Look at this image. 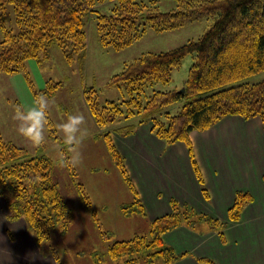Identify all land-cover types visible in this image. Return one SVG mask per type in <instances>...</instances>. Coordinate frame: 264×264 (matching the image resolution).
Instances as JSON below:
<instances>
[{
	"label": "trees",
	"instance_id": "16d2710c",
	"mask_svg": "<svg viewBox=\"0 0 264 264\" xmlns=\"http://www.w3.org/2000/svg\"><path fill=\"white\" fill-rule=\"evenodd\" d=\"M174 1L173 10L160 12L156 0H0V27L3 30L0 72L5 74L24 71L28 60L40 63L48 57V50L53 46L62 52L67 63L75 62L82 68L86 59L87 17L95 19L100 44L115 51L130 46L148 28L165 32L201 19L211 22L197 40H189L165 52L144 53L126 63L108 83L124 91L126 98L121 102L99 104L94 88L83 91L88 112L99 128L108 127L120 118L127 122L120 128L105 131L102 136L111 160L133 193L136 190L112 133L128 137L138 127L149 125L153 135L166 145L183 143L195 177L202 183L190 142L192 132L206 131L229 116L244 120L258 118L264 131V79L253 83L247 81L264 72V0ZM106 2L114 4L109 13H101L98 7ZM8 6L12 7L16 33L3 25ZM187 56H191L192 63L183 91L156 89L157 84L171 82L172 72ZM59 87L60 83L50 84L42 93L51 96ZM181 101L184 103L176 114L165 111L166 107ZM51 126L50 123L48 127ZM53 170L54 163L50 158L44 155L29 157L24 148L0 138V196L8 190L15 197L14 201L7 202V217L24 220L39 244L50 240L57 225L66 228L69 216ZM37 175L39 180L30 183ZM78 189L89 205L82 190ZM201 191L207 198L206 190ZM251 201L248 192H238L227 211L228 220L238 221L244 206ZM133 205L137 207L136 211L144 213L137 198L129 205L131 207L124 208L125 212L135 210ZM170 209L168 214L151 222L149 236L113 242L108 247L109 258L118 261L121 257L145 253L142 257L147 262L159 259L170 264L184 256L175 255L163 242L162 235L184 221L194 223L191 220L194 213L191 207L181 209L174 200L170 201ZM207 219L218 224L222 231L223 223ZM221 231L219 237L223 238ZM138 256L126 262L135 264ZM197 261L216 264L209 258H198Z\"/></svg>",
	"mask_w": 264,
	"mask_h": 264
},
{
	"label": "rangeland",
	"instance_id": "374dc122",
	"mask_svg": "<svg viewBox=\"0 0 264 264\" xmlns=\"http://www.w3.org/2000/svg\"><path fill=\"white\" fill-rule=\"evenodd\" d=\"M156 1L160 12H168L175 8L174 0ZM113 4L114 2H106L101 4L98 10L101 13H109ZM86 22V59L82 68L75 62L67 63L62 52L53 46L48 50V57L43 58L40 63L35 60L26 61L22 72L13 74L0 72V138L4 142L24 148L29 157L44 155L54 163L53 178L59 185L69 210V216L66 228L60 224L57 225L52 231L50 240L42 243L47 244L48 249L52 248L62 263L128 264L127 259L139 255L135 264H160L159 261H162L159 259L147 262L142 257L145 253L121 257L118 261L108 256V247L115 241L130 240L135 236H149L152 221L145 212L136 211L137 207L134 205L135 210L125 212L124 208L131 207L129 205L135 202V198L140 200L141 195L137 192L136 181L133 178L131 181L135 184L134 188L137 193L130 190V186L111 160L103 141L102 134L105 131L120 128L127 122L120 118L108 127L99 128L88 112L83 91L85 88H94L99 104H104L106 101L121 102L126 98L124 91L118 87L109 86L108 83L110 78L119 73L126 63L132 62L144 53L165 52L189 40H197L211 22L201 19L165 32H155L148 28L141 38L120 51L103 47L100 44L93 16L87 17ZM3 25L13 33L18 31L11 6L6 9ZM2 38L3 30L0 27V41ZM191 63V56L185 57L181 65L172 72L171 82L168 85L157 84L155 88L182 90ZM262 79H264V72L249 77L247 81L253 83ZM49 83H60V87L48 96L50 101L48 118L52 126L48 127L45 132V145L34 149L16 131V122L12 118L14 107L17 104H23L26 108L30 107L34 97L42 93L50 85ZM149 91H151L150 88ZM183 103L184 101H181L170 105L165 108V111L176 114ZM70 114H82L85 117L88 136L80 148L83 162L75 169H59L55 164L57 153L66 146L63 144L58 126ZM112 136L114 137L115 134L112 133ZM114 143L123 157L127 151L136 154L135 143L129 145L126 142L127 145H125L116 138H114ZM233 176L237 184H248L244 176L241 179L236 178L234 174ZM197 182L200 190L206 189L204 182ZM78 188L82 190L89 205L85 203ZM151 191L155 192L153 188ZM238 192L245 193L246 191ZM238 192L234 193V198ZM0 199L5 200L7 205V202L14 201V193L5 190ZM178 206L181 209L184 208L181 204ZM191 208L194 213L191 220L194 223L188 224L186 223L188 221H184L183 224L195 232L205 233L210 229L219 236L220 226L207 219L214 218L200 213L198 207V209L194 206ZM221 233L223 234V231ZM42 243H40L41 246ZM207 247L208 245L203 248ZM210 250L212 251L211 248ZM209 259L216 263L212 256Z\"/></svg>",
	"mask_w": 264,
	"mask_h": 264
},
{
	"label": "crops",
	"instance_id": "0c3cea01",
	"mask_svg": "<svg viewBox=\"0 0 264 264\" xmlns=\"http://www.w3.org/2000/svg\"><path fill=\"white\" fill-rule=\"evenodd\" d=\"M114 138L125 145L136 144V154H123L124 163L151 221L168 214L174 200L182 206L198 207L200 213L224 224L222 239L210 229L195 232L184 224L165 232V245L175 255L185 254L170 264H203L197 259L210 256L218 264H264V131L260 119L229 116L206 131L190 134L207 199L183 143L166 145L149 125L138 127L131 136ZM233 174L239 179L244 176L248 184H237ZM240 190L248 192L252 201L245 205L239 220L231 222L227 211L234 193ZM7 214L6 202L0 199V264H65L52 248L35 240L24 220L8 219Z\"/></svg>",
	"mask_w": 264,
	"mask_h": 264
},
{
	"label": "clouds",
	"instance_id": "9594fccd",
	"mask_svg": "<svg viewBox=\"0 0 264 264\" xmlns=\"http://www.w3.org/2000/svg\"><path fill=\"white\" fill-rule=\"evenodd\" d=\"M49 97L40 93L37 94L30 107L17 104L14 107L13 120L16 122L17 133L34 149H39L45 145V132L50 124L49 121ZM86 121L82 114L68 115L66 120L59 124V131L62 135L65 149L57 153L55 164L59 169H75L83 162L81 145L88 136V129L85 127ZM39 180L37 175L35 183Z\"/></svg>",
	"mask_w": 264,
	"mask_h": 264
},
{
	"label": "water",
	"instance_id": "95a60500",
	"mask_svg": "<svg viewBox=\"0 0 264 264\" xmlns=\"http://www.w3.org/2000/svg\"><path fill=\"white\" fill-rule=\"evenodd\" d=\"M181 91H183V90H181Z\"/></svg>",
	"mask_w": 264,
	"mask_h": 264
}]
</instances>
